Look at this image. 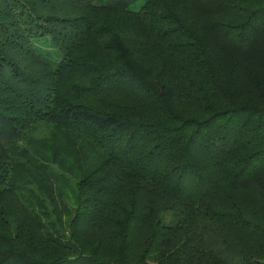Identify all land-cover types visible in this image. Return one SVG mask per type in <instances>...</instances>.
Returning a JSON list of instances; mask_svg holds the SVG:
<instances>
[{
  "label": "trees",
  "instance_id": "16d2710c",
  "mask_svg": "<svg viewBox=\"0 0 264 264\" xmlns=\"http://www.w3.org/2000/svg\"><path fill=\"white\" fill-rule=\"evenodd\" d=\"M0 264H264V0H0Z\"/></svg>",
  "mask_w": 264,
  "mask_h": 264
},
{
  "label": "rangeland",
  "instance_id": "374dc122",
  "mask_svg": "<svg viewBox=\"0 0 264 264\" xmlns=\"http://www.w3.org/2000/svg\"><path fill=\"white\" fill-rule=\"evenodd\" d=\"M44 51L46 53H48L49 52L48 47H45ZM91 160H92L91 158L87 159V163L85 164V165H87V167L91 164L90 163ZM83 173H84L83 170H81V171L76 170V171H74V174L67 176V177L69 178V180H72V182H75L83 176ZM63 202L69 207L70 210H74L77 207L75 191L73 188H71V187L66 188V193L63 197ZM170 214H171V211L166 212L164 214L163 220L165 223H168L170 221V218H169Z\"/></svg>",
  "mask_w": 264,
  "mask_h": 264
}]
</instances>
